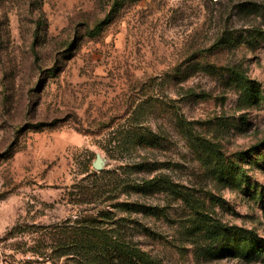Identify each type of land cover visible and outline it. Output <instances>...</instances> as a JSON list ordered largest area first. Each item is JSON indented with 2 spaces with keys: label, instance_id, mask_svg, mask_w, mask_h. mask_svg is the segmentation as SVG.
<instances>
[{
  "label": "rangeland",
  "instance_id": "374dc122",
  "mask_svg": "<svg viewBox=\"0 0 264 264\" xmlns=\"http://www.w3.org/2000/svg\"><path fill=\"white\" fill-rule=\"evenodd\" d=\"M232 70L264 97V0H0V264H106L75 234L104 212L139 264H264L191 223L264 242V100Z\"/></svg>",
  "mask_w": 264,
  "mask_h": 264
},
{
  "label": "trees",
  "instance_id": "16d2710c",
  "mask_svg": "<svg viewBox=\"0 0 264 264\" xmlns=\"http://www.w3.org/2000/svg\"><path fill=\"white\" fill-rule=\"evenodd\" d=\"M229 81L235 83V85L239 88L241 92L242 101L246 105H256L259 104L261 100H264L263 93L260 90L259 86L252 80H250L243 71L232 70L230 72ZM233 78V79H232ZM133 138L136 139L138 144H144L145 146H153L157 144L156 136L150 131L144 132H136L133 135ZM244 154H235L228 157H222L221 162H218V170L220 178L226 175H233V172L237 170L235 167L236 161L234 159L236 157L243 156ZM141 167H144L143 165ZM97 172H94V175H97ZM100 174H105V172H101ZM158 181H149L144 184H136L134 186H129L131 190L136 192H145L154 189V187H158ZM128 203L122 204V206L127 207L129 210ZM108 216L107 212H104L99 217L94 216H85V218L78 222L77 233L79 241H86L80 247V252L85 253L87 256L95 255L97 259H101L106 264H115L118 262L119 264H139L140 262H149L151 261L148 257L145 256L144 253L137 250L135 247H131L129 245L118 244L114 242L113 239L110 238L109 234L102 230L96 223L101 222V218H105ZM191 223L194 225L195 230L201 234L203 239V228L207 232V237L212 239L215 242L216 249L220 247H224V243L226 242L227 236L231 235L234 239H238L237 241H243L244 245H238L235 250L230 253L232 255H240L243 257H251L257 251L261 250L264 242L261 239H258L257 236H253L248 231H234L232 229L226 228L224 225L210 220L209 218L204 222L203 227V213L200 210L196 211V215L194 219H192ZM238 235V236H237ZM93 237L97 238L96 241L92 242ZM255 237L256 239H253Z\"/></svg>",
  "mask_w": 264,
  "mask_h": 264
},
{
  "label": "water",
  "instance_id": "95a60500",
  "mask_svg": "<svg viewBox=\"0 0 264 264\" xmlns=\"http://www.w3.org/2000/svg\"><path fill=\"white\" fill-rule=\"evenodd\" d=\"M106 160L101 155H97L95 162L93 163V168L97 172H102L105 170Z\"/></svg>",
  "mask_w": 264,
  "mask_h": 264
},
{
  "label": "built area",
  "instance_id": "2783aa9c",
  "mask_svg": "<svg viewBox=\"0 0 264 264\" xmlns=\"http://www.w3.org/2000/svg\"><path fill=\"white\" fill-rule=\"evenodd\" d=\"M216 1V0H215Z\"/></svg>",
  "mask_w": 264,
  "mask_h": 264
}]
</instances>
